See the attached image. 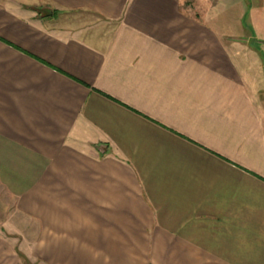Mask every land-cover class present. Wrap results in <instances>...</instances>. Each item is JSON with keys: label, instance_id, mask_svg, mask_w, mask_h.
Listing matches in <instances>:
<instances>
[{"label": "crops", "instance_id": "crops-1", "mask_svg": "<svg viewBox=\"0 0 264 264\" xmlns=\"http://www.w3.org/2000/svg\"><path fill=\"white\" fill-rule=\"evenodd\" d=\"M248 63L180 0H0V264H264Z\"/></svg>", "mask_w": 264, "mask_h": 264}, {"label": "rangeland", "instance_id": "rangeland-1", "mask_svg": "<svg viewBox=\"0 0 264 264\" xmlns=\"http://www.w3.org/2000/svg\"><path fill=\"white\" fill-rule=\"evenodd\" d=\"M180 2L182 8L192 17L214 27L230 44L235 57L248 59L250 71L255 74V71H260L264 76V0ZM14 203L11 196L0 192V228L8 226V231L16 234L18 225L22 227L23 224Z\"/></svg>", "mask_w": 264, "mask_h": 264}]
</instances>
